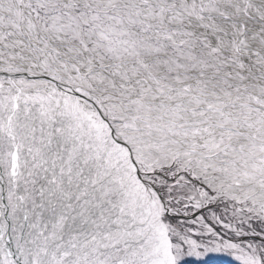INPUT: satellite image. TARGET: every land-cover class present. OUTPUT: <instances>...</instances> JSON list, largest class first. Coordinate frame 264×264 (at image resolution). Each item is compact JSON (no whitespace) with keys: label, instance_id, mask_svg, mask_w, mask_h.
Masks as SVG:
<instances>
[{"label":"snow or ice","instance_id":"snow-or-ice-1","mask_svg":"<svg viewBox=\"0 0 264 264\" xmlns=\"http://www.w3.org/2000/svg\"><path fill=\"white\" fill-rule=\"evenodd\" d=\"M0 264H264V0H0Z\"/></svg>","mask_w":264,"mask_h":264}]
</instances>
